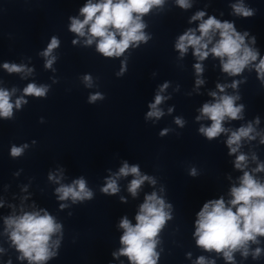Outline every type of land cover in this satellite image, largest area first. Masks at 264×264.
<instances>
[{"label":"clouds","instance_id":"1","mask_svg":"<svg viewBox=\"0 0 264 264\" xmlns=\"http://www.w3.org/2000/svg\"><path fill=\"white\" fill-rule=\"evenodd\" d=\"M163 0H98L93 3L92 0L80 9L83 20L78 18L71 19L70 30L79 36L86 35L85 28L87 26L88 39L86 44L91 45L94 40L97 41V51L105 57H119L132 44L138 42H146L148 37L142 31L145 24L141 17L147 14L154 6L161 5ZM182 8L190 7L189 0H177ZM234 12L245 17L253 15L252 11L246 8L243 3H237L233 6ZM205 13L197 12L192 20H200L201 23L197 30L189 29L181 35L176 42V49L183 56L189 47L194 50V55L198 60H204L211 53L213 56L220 58L222 69L229 75L240 74L246 66L252 61H256L258 53L245 43L247 33L241 35L238 33L233 24L227 21L221 22L215 17H209L203 20ZM199 31V35L196 32ZM219 35V39L213 44L214 37ZM119 35L120 39H117ZM77 41H73L76 43ZM253 39V43H254ZM209 44H213L209 48ZM59 45V41L53 37L48 48L42 53L45 57H50L52 50ZM55 60L51 57L46 60L45 67L50 68ZM3 67L9 73L25 72L26 69L22 65L5 63ZM261 79H264V58L260 59L255 65ZM197 74L203 71L201 64L195 65ZM28 72L31 69H27ZM124 68H121L122 74ZM118 74V75H119ZM84 81L87 86H91V76L86 75ZM197 85L202 84V80L196 81ZM235 82L232 87H235ZM168 87L165 83L160 92ZM220 92L224 91V87L217 85ZM15 89H13V92ZM48 91L47 86H37L30 83L23 89L24 95L35 97H45ZM12 93L7 90L0 89V117L11 118L13 116V108L19 109L21 105L27 101L21 96L16 99L15 103L11 102ZM215 98L214 103H205L202 107L201 116L197 119L207 118L211 120L209 127H201L200 132L209 140L218 137L221 133L228 132L222 126V122L226 119H239L243 110V105H236L235 101L239 98L230 95L217 96L216 92L210 93ZM98 99H103L100 93H96L89 97V103H94ZM165 99L157 93L154 103L149 105L150 111L147 118L159 119L163 112L158 105ZM171 111V109H169ZM259 123V120L256 121ZM176 123L183 126V121L179 118ZM167 130L161 133L164 135ZM255 131L252 124L246 127H240L236 131H232L227 140V146L230 149V155L237 153L241 141L244 138L254 139L252 133ZM264 143V138L261 140ZM22 147L13 146L11 155L13 157L20 156L23 151ZM255 159V157H253ZM247 166V157L239 154L236 157L235 167L243 170ZM253 171H264V165H259ZM133 175L135 178L129 184V192L135 196L137 190L145 180L155 183L148 176L141 175L139 167L136 165L129 166L127 162L120 168L117 176ZM195 175V170L191 172ZM50 180L57 179L53 175H49ZM104 193L115 194L119 191L115 178H109L105 187L102 189ZM60 200L82 201L92 198V192L86 187V181L83 178L73 181L71 185H61L56 189ZM232 199L225 203L223 198L209 200L204 203L202 209L197 213L195 221L196 243L207 251H215L223 253L224 258L231 262L233 253L243 249V255L248 254L249 242H257V236H264V183L256 180L249 172L244 171L240 178V185L231 188ZM63 207V205H61ZM170 205H166L164 200L159 198L155 192L145 197V202L140 206L133 225L127 217L120 221L119 227L124 230L120 238L123 247L119 253L113 255L127 256L130 264H157L158 254L155 251L157 239L160 230L165 222L171 219V215L166 211ZM7 230H10V238L17 250L21 252V259H27L29 264H42L55 255L51 251L52 246L59 245V240L52 241V236L61 230V225L55 221V218L44 212L24 213L21 216L8 217L5 220ZM260 249L255 250L254 255L260 254ZM197 264H206L205 258L200 257Z\"/></svg>","mask_w":264,"mask_h":264}]
</instances>
